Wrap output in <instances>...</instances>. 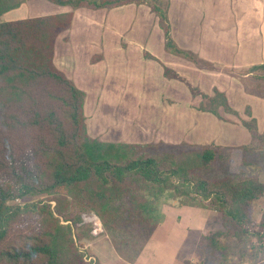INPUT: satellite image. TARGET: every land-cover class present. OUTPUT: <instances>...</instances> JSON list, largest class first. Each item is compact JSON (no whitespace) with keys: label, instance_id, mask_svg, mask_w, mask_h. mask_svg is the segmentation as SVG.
Masks as SVG:
<instances>
[{"label":"trees","instance_id":"obj_1","mask_svg":"<svg viewBox=\"0 0 264 264\" xmlns=\"http://www.w3.org/2000/svg\"><path fill=\"white\" fill-rule=\"evenodd\" d=\"M25 1L0 0V16ZM47 1L73 9L146 4L163 31L166 52L200 70L214 69L175 44L167 3ZM71 20L67 13L0 22V264H90L79 250L94 239L90 225H79L81 214L87 213L97 215L112 242L134 247L139 238L148 241L162 222L160 206L166 197L178 200L176 206L216 211L221 229L202 234L200 240L218 264H229L221 242L226 236L249 240L256 254L264 253V213L258 221L251 218V206L264 198V182L231 166L234 149L240 163L247 165L246 156L264 147V135L250 109L248 120L240 121L250 143L238 147L92 138L85 123L84 92L53 64L55 39ZM249 73L241 78L245 92L264 99V65L251 67ZM163 75L185 82L166 67ZM185 83L192 96L201 99L197 111L219 120H224L220 110L237 116L223 93L214 90L208 96ZM38 195L47 198L14 203Z\"/></svg>","mask_w":264,"mask_h":264},{"label":"crops","instance_id":"obj_2","mask_svg":"<svg viewBox=\"0 0 264 264\" xmlns=\"http://www.w3.org/2000/svg\"><path fill=\"white\" fill-rule=\"evenodd\" d=\"M159 2L167 3L170 35L175 44L180 49L190 51L198 58L209 62L213 70H200L184 58L166 52L163 31L158 25L157 17L146 4H126L111 9L87 7L73 9L47 0H26L18 8L2 15L10 18L4 21L7 22L72 14L70 27L58 34L55 39L53 64L78 89L84 90L86 87L83 83L89 82V78L98 72L101 77L107 76L109 72L111 74L113 68L109 63L117 60L114 54L122 51L121 42L127 33L128 42L134 47L137 61L153 69L156 76L164 77L161 71L162 66H165L191 87L192 83L199 85L197 86L199 91L208 96H211L214 90L223 93L234 111L241 103L248 101L262 105L260 97L246 95L241 78L245 79L251 75L249 73L251 67L264 65V0H159ZM120 26H125L127 30H120ZM157 30L161 33L159 34ZM76 46H85L88 50L79 51ZM145 52L148 53L147 56L144 55ZM95 85L98 87V83ZM82 92L87 94L86 90ZM197 105L190 103L188 108L194 109ZM262 110L264 111V108ZM250 113L252 116L251 109ZM219 114L224 119L221 121L241 126L239 118L233 117L231 120L230 116L221 110ZM244 118L248 120L245 115ZM255 120L258 132L264 135L260 130V125L264 129V116L261 121L258 118ZM162 142L179 144L178 141H170L166 137ZM187 143L209 145L214 144V141L204 143L190 140ZM184 208L186 210L189 207L164 208L163 220L152 237L132 262L124 264L195 262L197 259L194 254H191V260L179 258V251L185 246V226L189 227V223L184 219L189 218L190 214L194 217L198 214L192 221L196 222L195 230L198 232L204 220L199 219L202 216L201 211L191 207L189 208L191 213L186 214ZM168 223L166 234L160 239L155 238L158 231L165 228V224Z\"/></svg>","mask_w":264,"mask_h":264},{"label":"rangeland","instance_id":"obj_3","mask_svg":"<svg viewBox=\"0 0 264 264\" xmlns=\"http://www.w3.org/2000/svg\"><path fill=\"white\" fill-rule=\"evenodd\" d=\"M148 1L160 4L159 0ZM6 20H10V18L4 15L0 17V22ZM125 28V26L119 27L122 31H126L127 29ZM128 39L129 35L126 33L121 42L122 46L120 48L122 51L114 54L117 60L109 63L113 68L111 74L109 72L107 76L101 77L100 72H98L89 78V82L83 83L86 87L84 90L87 91V94L85 92L86 96L83 105L84 116L90 137L98 138L104 142L128 144H143L151 141L160 142L166 137L167 140L178 141L177 143H187L190 140H198L204 143L214 141V144L222 145L221 147L246 145L250 142V134L244 126L223 122L213 115L197 111L195 108L189 109L190 103L199 105L201 102L200 97H193L184 82L169 79L164 75V77L162 75L158 77L153 69L139 63L133 49L134 47L128 42ZM76 48L79 51L88 50L85 46H76ZM144 55L147 56L148 53L145 52ZM163 67L165 66H162L161 72H163ZM250 82H253V80H250ZM95 83H98V87H96ZM192 86L200 90L197 87L199 85L192 83ZM79 89L84 91L81 88ZM245 93L248 96L255 97V95ZM260 100L263 102L262 105H257L252 101L241 103L237 109L235 108L237 116H228H230L231 120L233 117H237L239 121H245L244 115L247 116L246 108L249 107L253 112L252 117H256L261 121L264 116V111L262 110L264 108V99L260 98ZM260 130L264 134V129L261 125ZM236 154L237 151L234 149L232 152L234 158L231 165L232 168L236 171H245L247 174L254 175L261 182H264V147L256 148L246 156L247 165H242ZM59 193H63V191L59 190ZM46 198V195H38L22 201L16 200L19 202L15 201L14 203H28ZM179 203L178 200L172 201L171 198L166 197L160 206V213L164 215L163 209L166 207H182L176 206ZM50 204L52 207L54 206V202H50ZM184 207L187 208L189 206ZM189 208L186 210L184 208L187 211L186 214L191 213ZM193 208L202 212V216L199 219L200 221L203 219L204 222H201L200 232H198L195 230L196 222L192 223L198 217L197 213L195 217L190 214L189 218H183L189 223V227L185 226V246L179 251V258L191 260V254H194L197 259L196 263L218 264L216 260L209 256V249L201 243L199 237L202 234L213 233L221 229L217 213L206 206ZM263 213L264 198H261L251 206V218L258 221ZM95 216L97 217V215ZM79 225L91 226L90 233L94 239L83 242V247H79L80 251H84V260L90 264L95 261L99 264L132 262L147 242L139 238L137 240L139 242L134 247L125 246L120 240L112 242L110 237L104 232L101 222V231L95 235L92 233L91 224H82L80 221ZM166 228H169V223L165 224V228H161L158 231L155 238H162L167 232ZM221 242L229 253V264H250L256 260L264 261V253L260 251L256 254L253 250V244L249 240L238 241L226 236L221 238Z\"/></svg>","mask_w":264,"mask_h":264},{"label":"built area","instance_id":"obj_4","mask_svg":"<svg viewBox=\"0 0 264 264\" xmlns=\"http://www.w3.org/2000/svg\"><path fill=\"white\" fill-rule=\"evenodd\" d=\"M81 223H88L92 225L93 228V234L101 231L100 222L99 219L94 214H82L81 215Z\"/></svg>","mask_w":264,"mask_h":264}]
</instances>
